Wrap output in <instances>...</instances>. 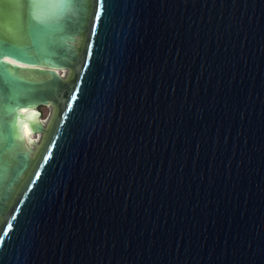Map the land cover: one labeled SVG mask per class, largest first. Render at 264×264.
<instances>
[{
	"label": "water",
	"instance_id": "obj_1",
	"mask_svg": "<svg viewBox=\"0 0 264 264\" xmlns=\"http://www.w3.org/2000/svg\"><path fill=\"white\" fill-rule=\"evenodd\" d=\"M0 264H264V0H0Z\"/></svg>",
	"mask_w": 264,
	"mask_h": 264
},
{
	"label": "rangeland",
	"instance_id": "obj_2",
	"mask_svg": "<svg viewBox=\"0 0 264 264\" xmlns=\"http://www.w3.org/2000/svg\"><path fill=\"white\" fill-rule=\"evenodd\" d=\"M41 110H42V114L38 116L39 119H37V121L38 123L43 122V123H40V125L43 128H45L47 126V121H48L50 110H49V107L47 106L41 107ZM32 138H33L32 140L31 139L26 140L25 144L30 149L31 152H35L42 141V133H38L34 135Z\"/></svg>",
	"mask_w": 264,
	"mask_h": 264
},
{
	"label": "bare ground",
	"instance_id": "obj_3",
	"mask_svg": "<svg viewBox=\"0 0 264 264\" xmlns=\"http://www.w3.org/2000/svg\"><path fill=\"white\" fill-rule=\"evenodd\" d=\"M36 112H37V111H36ZM37 119H39V118L37 117ZM40 123H43V122H40ZM40 123H39V124H40ZM33 136H34V135H31L30 137H29V136L25 137V138H24V142H25V139H27V140H28V139H31V140H32V139H33V138H32ZM29 141H30V140H29Z\"/></svg>",
	"mask_w": 264,
	"mask_h": 264
},
{
	"label": "flooded vegetation",
	"instance_id": "obj_4",
	"mask_svg": "<svg viewBox=\"0 0 264 264\" xmlns=\"http://www.w3.org/2000/svg\"><path fill=\"white\" fill-rule=\"evenodd\" d=\"M39 113L41 114L40 108H38Z\"/></svg>",
	"mask_w": 264,
	"mask_h": 264
},
{
	"label": "trees",
	"instance_id": "obj_5",
	"mask_svg": "<svg viewBox=\"0 0 264 264\" xmlns=\"http://www.w3.org/2000/svg\"><path fill=\"white\" fill-rule=\"evenodd\" d=\"M68 85H70V83H69ZM40 111H41V114H42V110H41V107H40Z\"/></svg>",
	"mask_w": 264,
	"mask_h": 264
}]
</instances>
